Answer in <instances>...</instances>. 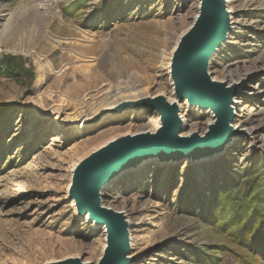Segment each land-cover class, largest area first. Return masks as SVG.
<instances>
[{
  "label": "rangeland",
  "instance_id": "rangeland-1",
  "mask_svg": "<svg viewBox=\"0 0 264 264\" xmlns=\"http://www.w3.org/2000/svg\"><path fill=\"white\" fill-rule=\"evenodd\" d=\"M40 1L0 0V264H97L105 232L70 197L75 167L103 143L159 128L160 118L151 108L113 113L112 106L84 119L87 108L105 86L140 94L130 99H169L172 53L200 4L43 0V14ZM230 5L233 34L211 75L237 84L232 126L240 133L215 160L148 161L111 184L103 201L132 219V264H264L231 228L237 205H246L241 216L258 218L264 204V0ZM122 63L132 67L109 77ZM72 67L101 80L80 100L71 95ZM180 116L188 135H204L215 121L194 107Z\"/></svg>",
  "mask_w": 264,
  "mask_h": 264
},
{
  "label": "water",
  "instance_id": "water-1",
  "mask_svg": "<svg viewBox=\"0 0 264 264\" xmlns=\"http://www.w3.org/2000/svg\"><path fill=\"white\" fill-rule=\"evenodd\" d=\"M194 23L182 35L172 53L170 78L179 103L214 116L204 135L192 132L182 136L184 121L178 104L165 96L124 102L109 111L151 108L160 118L155 133L127 135L98 148L75 168L70 197L79 215L97 228L105 229L106 245L97 264H132L131 229L126 214L103 207L102 190L108 183L148 161L159 165L188 161L201 163L219 158L240 133L234 129L237 84L228 88L210 76V60L229 40L232 18L227 0H200ZM241 134L244 131L241 130ZM247 135V134H246ZM48 264H87L80 258Z\"/></svg>",
  "mask_w": 264,
  "mask_h": 264
},
{
  "label": "bare ground",
  "instance_id": "bare-ground-1",
  "mask_svg": "<svg viewBox=\"0 0 264 264\" xmlns=\"http://www.w3.org/2000/svg\"><path fill=\"white\" fill-rule=\"evenodd\" d=\"M227 3H229L228 10H229V12L231 13V16H232L234 10L232 9V7L230 5V0H227ZM198 4H200V0H199V3ZM39 6L41 7V9H43V11H44L43 14H49L48 9H46V6L47 5H46V2L45 1L41 0L40 3H39ZM200 6H201V4H200ZM199 10H200V8H199ZM198 14H199V12H198ZM196 17L194 18L195 20H196ZM232 34H233V32L231 31L230 36H229V40H230ZM227 42H225V43L222 44V46L216 51V54L210 60L211 64H210V68H209V73H210V76L212 78H213V75H211L212 65H213V63H214V61H215L218 53L224 49V47L227 44ZM131 67L130 66H126L123 63L122 64H118V65H116L114 67L113 71H110L111 73H109L108 75H109V77L124 76ZM71 69H72V71H71L72 73L71 74L73 75V76L72 75L71 76L75 78L74 83L71 86V95H74V97L78 98L79 100L82 99V98H84V97H86L87 96L86 93L88 91H90L93 88H97L98 85L100 84V81H101L100 79L94 78L92 75H89L88 73H86V71H87L86 67H81V68L72 67ZM71 76L68 75V74H66V80H70L71 79ZM213 80L216 81L217 79H214L213 78ZM217 81H220V80H217ZM237 81H238V79H237ZM220 82H223V81H220ZM233 82H236L235 79H231V81L228 82V83L231 84ZM223 83L226 84V82H223ZM172 89H173V87H172ZM99 96H101L100 103L98 105H96L95 107H93V108H91V107L87 108V109H90L91 111H90V113H88L87 115L84 116V119L90 118L95 113L101 112L102 108H104V107H112V106H114L111 109H115L116 107L121 106L124 102L137 101L139 99H130V98H137V97L140 96V94L139 93H137V94L136 93H130V95H126L125 93H123V91L122 92H118V91L112 89L111 87L105 86V87H103V88L100 89V91L97 93V96H93L92 98L95 99V98H97ZM159 96H165L167 98V100L169 101V103H171V104H178V106L181 109L182 108L183 109H186V108L188 109V107H191V106H189V104L187 103V101H185L183 103H179L178 102V99H177V97L175 95L174 90H173V92L171 94V97H169V99H168V97L166 95H164L162 93H159V95H157V97H153V98H158ZM124 98L130 99V100L129 101H122L120 104H117L119 101L123 100ZM115 104H117V105H115ZM203 112H208V111L207 110H204ZM183 121H184V129H185V127L188 125V121H186V120H183ZM159 122H160V120H159ZM160 126H161V122H160ZM159 128L158 127H156V129L155 128H152L149 131H145V132L155 133ZM235 128H239V124L238 123L235 124ZM145 132H141V133H138V134H145ZM245 133L246 134H250V135L255 134L254 133V130L251 129V128H248ZM131 135H137V134H131ZM181 135L182 136H188V133L187 132H184V130H183L182 133H181ZM234 138H236V136ZM234 138H233V140H234ZM107 143L108 142L103 143L102 145H105ZM227 150H228V148H227ZM227 150H226V152H227ZM226 152H224L221 156H223ZM221 156H219V157H221ZM123 174H125V173H123ZM115 182L116 181L113 180V182L108 183V184H106L104 186V189L102 190V193H101L102 201L104 200V193H106L107 189L111 186V184H113ZM104 201H103V207L110 208L106 203H104ZM126 217H127V220H128V218L130 220V222L128 220V223L130 224V229H131L132 228V223H131L132 222L131 221L132 219H131V217H130L129 214H126ZM103 231L105 232V229H103ZM136 244H137V241L135 239V235L132 234L131 235V247H132V250H133V248H135ZM130 256H131V258H133L132 254ZM87 264H90V263H87Z\"/></svg>",
  "mask_w": 264,
  "mask_h": 264
},
{
  "label": "trees",
  "instance_id": "trees-1",
  "mask_svg": "<svg viewBox=\"0 0 264 264\" xmlns=\"http://www.w3.org/2000/svg\"><path fill=\"white\" fill-rule=\"evenodd\" d=\"M6 108V107H4ZM2 113V112H1ZM246 200H244V204ZM238 208H235V213L237 214L231 225L233 234L237 236V238L245 244L250 250H253L254 253L259 254L260 257L264 258V204H260L258 206L259 209V217L254 218L252 216H241L239 209L242 206L246 205H237ZM261 206V207H260ZM250 264V263H249ZM253 264V263H251Z\"/></svg>",
  "mask_w": 264,
  "mask_h": 264
}]
</instances>
